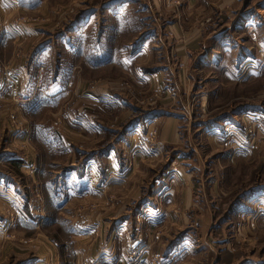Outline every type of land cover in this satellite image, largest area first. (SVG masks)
I'll list each match as a JSON object with an SVG mask.
<instances>
[{
    "label": "crops",
    "instance_id": "crops-1",
    "mask_svg": "<svg viewBox=\"0 0 264 264\" xmlns=\"http://www.w3.org/2000/svg\"><path fill=\"white\" fill-rule=\"evenodd\" d=\"M135 1L110 0L100 9L108 18L110 13L133 9ZM182 1L179 13L160 12L161 20L155 18L158 29L140 36L130 54L141 61L129 77L139 92L152 98L142 109L143 115L131 116L136 107L123 96L106 87L89 86L98 71L112 65L104 60L114 61V47L110 54L98 51L101 32L99 39L93 38V51L87 52L84 63L92 78H82L79 68L72 75L73 66H68L57 69L50 83L43 81V95L59 103L77 93L72 111L68 110L73 118L65 116L63 131L57 126L52 131L40 123L31 125L26 132L38 146L36 162L16 151L0 150V264L15 256L23 258L27 252L32 257L18 260L19 264H64L55 241L44 230L55 212L69 216L64 232L69 243L64 251L71 264L93 260L150 264L152 255L159 257L160 264H264V255H256L264 253L260 246L264 244V214L256 211L264 208V185H249L247 173L258 162L245 133L255 125L250 116L264 115V99L245 100L259 92L257 82L264 80V0ZM45 2L17 0L26 10H42ZM11 4L0 0V11L10 12ZM143 5L144 11L153 13ZM87 12L90 18L81 15L69 25L75 33L87 32V21L93 16L95 22L101 11ZM22 28L30 40L33 31ZM124 28L122 22L116 35L122 37ZM166 30L172 31L175 41L165 37ZM5 34L9 38L6 43L0 40V48L17 39L14 30ZM80 40L65 44L70 56L80 55ZM44 57L34 53L28 67L22 62L8 67L22 95L36 92L35 78ZM120 60L129 67L123 53ZM184 63L185 79L177 69ZM0 83V100L9 102L2 74ZM171 93L177 97L175 104L168 101ZM152 94L163 99L155 100ZM191 100L192 113L188 111ZM227 101L235 104L228 107ZM151 128L158 135L150 149L145 136ZM22 134L15 140H22ZM238 173L242 185L238 187L245 190L221 210L219 200L227 197ZM109 194H118L111 202L115 206L86 215L78 210L92 200L107 201ZM253 213L258 217L252 229H247V243L231 248L229 238L241 214ZM6 235H13L14 240Z\"/></svg>",
    "mask_w": 264,
    "mask_h": 264
},
{
    "label": "rangeland",
    "instance_id": "rangeland-1",
    "mask_svg": "<svg viewBox=\"0 0 264 264\" xmlns=\"http://www.w3.org/2000/svg\"><path fill=\"white\" fill-rule=\"evenodd\" d=\"M10 1L12 3L11 5L13 6L11 8V11H7V13L5 12L6 14L0 11V26H2L3 30L0 34V36H2L3 34L0 40L3 39L6 43V39L9 38L7 37L9 36V34L5 33H9L11 30H14L15 34L17 35V39L16 41L12 42V44H7L6 46H2L0 48V70H8V67L11 64L14 66H18L21 62L28 67L30 58L34 53H42L45 56V60L41 63L40 67H38L37 77L35 78V86L38 88H36V92H33V95L32 91L29 93L26 92L24 95H22L21 91L16 86L23 98L25 97L32 99L29 103H25L22 106H15V104L11 102L10 99L9 102L7 101L5 103L0 100V150H13L17 153L19 152L20 157H23L25 159L27 158V160H29V157H31V159L34 158L33 162H36L37 155H39L36 152V148L38 149V146L32 143L30 137L26 136L24 133L22 134L23 139L20 141H16L12 135V131L18 128L22 132H28L31 125L39 123L47 126L48 130L50 129L53 131V129L57 126L60 127V129L63 131V129L65 128L63 126L65 116L69 119L73 118L71 107L72 103L76 99L77 93L74 92V95L70 94L69 97L65 98L64 101H61V103H59L55 100L48 99L45 97L46 95H43V81L45 80L47 83H50L57 69L64 67V69H66V67L68 66H73L72 71L74 72H72V75L77 71L76 68H79L82 69V78L86 80L92 78V76H90L89 73L85 70L84 63L88 61V53L90 51H93V38L99 39L100 32L101 36L103 37L101 38V43H99L98 51L102 54H110L112 52V47H114V61L110 62L108 58L104 60V62L106 61L108 65L112 64L113 66L110 65L108 66V68H104L98 71L97 79L94 80L92 78L91 83L89 82V86H92L94 88L106 87L107 91L123 96L129 102H131L133 107H136V110L132 111L131 116L138 117L143 115L142 109H146L145 106L148 105L152 98H150V96L143 95L142 92H139V87H137L133 83V80H131V78L129 77V73L132 75V71L133 69H135L134 66L136 67L138 61H141L138 59L136 61V59H133V56L130 54L137 47L135 43L140 38V36L145 35V32H148L149 30H151V32H154L155 29H158L155 26V18L158 22L159 20H161H158V15H160V12L167 9L171 10V13H173V10L176 13H179V8L183 5L182 0H150V2H148V0H136V5L133 9H129L126 12L123 11L115 15L112 14V16L110 13V16L108 18L106 17V13L103 14L104 12L100 8L101 6H104V3L109 2L110 0H45L46 6H44L42 10H37L36 8H34V10H26L23 7L21 8L20 5L17 4V0ZM114 1H123V4H125L126 0ZM126 3L128 4V2ZM137 3L142 5H137ZM144 3L152 8L153 13H151V11L146 12L143 8H141L144 6ZM94 8L101 11L98 15L96 14V23L93 22L95 19L92 16V21H87V26L90 29L87 30V32L82 31L75 33V30H73L72 27L75 21H78L81 15H88L90 18L91 14L87 11ZM119 8H121V5L118 6L117 9ZM71 22L73 23L69 27ZM122 22L125 25V32L121 37L119 35H116V32H118L122 27ZM22 26L29 27V31H33L31 35H33L34 38L31 37L30 40H26V38L29 37L28 34L26 35V33L23 31ZM64 34L65 40L63 39L64 37L62 38ZM117 36L121 37V39L118 44H115L114 42ZM165 37L173 39L175 41V36L172 31L170 32L166 30ZM78 38H81L78 46L80 55L70 56V51L67 50L68 48L65 44L68 42H72V40L74 39H77L78 41ZM129 42L131 43V45L128 44ZM121 53H123V56L125 57V62H129V67L126 65L123 66V64L121 63ZM261 53L264 54V50H262ZM177 69L181 70V74H184V79L185 77L187 78V63H184V66H180L178 64ZM14 75L12 76V78L16 83V78H14ZM38 76L40 78L39 83L37 82ZM0 85L3 86V83H0ZM257 87L259 92L257 94H254L251 98L245 100L254 99L252 100L253 102H256L257 100L258 102H260V100L264 99V80H258ZM1 95H3V93H0V96ZM152 96L155 100H159V98L163 99V96H159V94H152ZM168 97V101L171 104H175V102H177V97L175 94H173V97ZM240 100L245 101L243 99ZM192 101L194 100H191V103H188V111L190 113H192L193 111ZM224 101L225 98L223 99V102ZM234 104L235 102L232 101H227L226 103L228 107ZM69 107L71 108L70 112L68 111ZM259 117H262V114L259 115ZM254 122L256 123L257 121L254 120ZM253 127L254 126H251L250 128ZM116 128H119V126H116ZM248 129L245 132L247 138L249 137V133L247 134ZM157 135L158 132L156 128H151L149 130V132L145 136L149 147L150 145L155 144L154 142ZM260 140L261 141L258 145H249V148H251V150L255 152L258 162V166L253 165L252 171L247 173V177L251 178V184H249L251 185V187L255 185H264V153H262L264 152V138H260ZM48 159L50 160L51 158L48 157ZM242 168L244 169L243 165L241 166V169ZM245 168L247 170L250 169L249 166H246ZM2 170L7 171V169L4 168ZM151 175L146 176V179L148 181L150 180ZM236 176L238 177V179H236V177L235 182L232 181V183L230 184V189L226 194L227 197H222L223 200H219V209L221 208V210L224 209V204L225 209H227L231 205V201L234 200V202H236L239 198V194L245 190L240 188L242 187V185L239 183V173ZM238 184L240 185V187H238ZM117 196L118 194H109L107 195V201L105 200L104 202H94L93 200V202L87 201L88 203H86L85 205L83 204L84 206L78 207V210L82 212V215H86V213H88L90 210L94 211L97 209V211H101L103 207L108 208L115 206L111 204V202L117 200ZM256 211L259 212V214H264V208H262L261 210L257 208ZM219 213L220 211H217V214ZM246 215L247 216L245 217V220L240 219L239 224L235 227L232 236L229 238L232 242L231 248H234L237 243H247V229H252L251 226L254 225V221L256 219L252 220L248 217V214ZM68 218V214H59L58 212L51 213L48 218L49 221L47 222V226L44 229L47 232V235L55 241L57 251L59 252V258L61 260V263L64 264H71V258L68 251H64L65 248H67L66 244L69 243V237H66L64 234L66 229V220L69 221ZM5 238L14 240L13 235H6ZM260 246H264V244H260ZM27 254L29 255H25V257H23L24 259L32 257L29 252H27ZM121 255H123L125 260V252ZM256 255H264V253H257ZM116 256H119V253H117ZM23 258L21 256H15L13 258H10L9 261L2 264H19L18 260H24Z\"/></svg>",
    "mask_w": 264,
    "mask_h": 264
},
{
    "label": "built area",
    "instance_id": "built-area-1",
    "mask_svg": "<svg viewBox=\"0 0 264 264\" xmlns=\"http://www.w3.org/2000/svg\"><path fill=\"white\" fill-rule=\"evenodd\" d=\"M2 26H0V34L2 32ZM247 69V68H246ZM2 74V78L3 81L5 82L4 84H6L7 89H8V95H9V99L11 102H13L15 104V106H21L25 103H29L32 99L31 98H23L20 94V92L18 91L17 87H16V83L14 81V79L12 78V74L7 70V69H3L0 70V75ZM39 75V72H38ZM37 82H40V78L38 76V80ZM38 85V84H37ZM38 88V87H37ZM171 97H173V94L170 95ZM253 120H256L257 122L255 123L253 128L248 129L247 134L249 133V138H250V144L251 145H258L260 143V138H264V115H262V117H256V116H250ZM20 133H22V131L18 128L14 129L12 131V135L14 138H16V136H18ZM26 136H27V132L24 131L23 132ZM154 134V132H153ZM259 135V137H258ZM154 145H151L149 148H153ZM131 167V164H128V167ZM10 216V220L14 221V217L12 214H9ZM247 215L246 214H241L240 219L241 220H245V217ZM248 217H251L252 220H255L258 216L256 214L253 213V215H249ZM251 226V225H249ZM252 227V226H251ZM87 264H102L101 260H93L91 262H88ZM150 264H160L159 258L156 255H152L150 258Z\"/></svg>",
    "mask_w": 264,
    "mask_h": 264
}]
</instances>
